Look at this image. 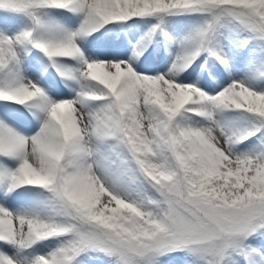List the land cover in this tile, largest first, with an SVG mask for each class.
I'll return each mask as SVG.
<instances>
[{
  "label": "snow or ice",
  "instance_id": "1",
  "mask_svg": "<svg viewBox=\"0 0 264 264\" xmlns=\"http://www.w3.org/2000/svg\"><path fill=\"white\" fill-rule=\"evenodd\" d=\"M0 264H264V0H0Z\"/></svg>",
  "mask_w": 264,
  "mask_h": 264
}]
</instances>
